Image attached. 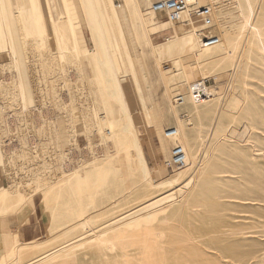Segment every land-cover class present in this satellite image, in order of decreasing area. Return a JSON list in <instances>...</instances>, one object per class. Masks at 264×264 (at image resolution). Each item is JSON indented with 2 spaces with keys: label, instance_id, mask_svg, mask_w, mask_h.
Here are the masks:
<instances>
[{
  "label": "rangeland",
  "instance_id": "374dc122",
  "mask_svg": "<svg viewBox=\"0 0 264 264\" xmlns=\"http://www.w3.org/2000/svg\"><path fill=\"white\" fill-rule=\"evenodd\" d=\"M112 2L108 51L79 0H0V264H264V0L215 1L222 47L193 53L175 44L194 19L156 27L149 0L135 33L132 1Z\"/></svg>",
  "mask_w": 264,
  "mask_h": 264
},
{
  "label": "bare ground",
  "instance_id": "6f19581e",
  "mask_svg": "<svg viewBox=\"0 0 264 264\" xmlns=\"http://www.w3.org/2000/svg\"><path fill=\"white\" fill-rule=\"evenodd\" d=\"M80 1V11L82 12V14H83V19H84V21L86 22V24H87V27L90 29V31H92L93 32V30H94V28H96V29H98L99 30V36L103 39V42H104V44H105V46H106V48L108 49L109 47H108V45L110 46L111 44H112V41H116V38H115V40H112V38H111V28H113V24H119L120 23V16H119V14H118V12H117V9H116V6H115V4L112 2V0H79ZM132 1V3H133V7H134V10H133V12H135V14H132V17L134 18V21H133V19H131L132 20V23L134 22V27H135V29H136V24L137 23H140L141 22V20H140V18H139V15H140V11H139V9L141 8V7H143L144 5H146V3L149 1V0H131ZM248 0H235V3L242 9V8H244V5H245V3L247 2ZM71 4V3H70ZM149 4H150V2H149ZM238 7V8H239ZM148 8H149V5H148V7H147V10H146V13L148 14V17L147 18H149L150 20H152V22H154V24L156 25V27H160V26H162L164 23L166 24V23H169L168 21H165V20H158L157 18H156V15L154 14V13H152V12H150L149 10H148ZM139 11V12H138ZM71 13L73 14V17L74 18H77V17H75L74 15H76L77 14V11H76V8L74 7V8H72V10H71ZM220 14L222 15L220 18H218V20H217V24H218V26L220 27V26H222V25H225L226 24V22L223 20L224 19V16L225 15H223L224 14V12H223V10H220ZM227 15V14H226ZM229 15V14H228ZM227 15V16H228ZM130 16V15H129ZM227 16H225V17H227ZM131 17V18H132ZM163 17V16H162ZM74 18H71L70 17V19H67L65 22H67V28L74 34V30H73V25H74V23H73V19ZM226 20V19H225ZM183 23H185L186 21H188V24H189V26H190V23L192 24L193 22L189 19V16L188 15H183V17H182V20H181ZM77 22V21H76ZM75 22V23H76ZM63 24V23H62ZM64 25V24H63ZM114 25V27H116ZM79 26V25H78ZM121 26V25H120ZM119 26V27H120ZM198 26V25H197ZM226 26V25H225ZM119 27H117L116 29H118ZM231 27H232V25H231ZM231 27H228V29H227V33H228V36L227 35H224L223 36V38L224 39H227V37H228V39H230V41H232V38L231 37H229L230 36V34L231 33H233L234 31L233 30H231ZM119 31H121V30H119ZM91 32V33H92ZM120 34L122 33V32H119ZM118 33V34H119ZM135 33H137V29H136V32ZM115 34V33H114ZM117 34V35H118ZM195 36H196V33L194 34V35H191V36H188L186 39H181L180 41H178V42H176V46H178L179 44H182V45H184V47H186V48H188V51H191L192 53L194 52V48H192L193 46H195L194 44L196 43V38H195ZM114 37V36H113ZM121 38V37H120ZM223 39V40H224ZM121 41H122V39H120ZM137 40V39H136ZM140 41V40H139ZM246 44V43H245ZM220 47H222V43L220 44V42L218 43V44H216V45H213V46H208V47H205V49L206 48H208V49H213V48H220ZM108 51H109V49H108ZM243 56V55H242ZM130 61V60H129ZM241 59L239 60V61H237L236 63H235V69L236 70H239L240 68H241ZM97 73V72H96ZM98 75V76H97ZM97 75H95V76H97L98 78H99V75L102 77V74L101 73H99V74H97ZM98 78H96L95 77V79H98ZM102 79V78H101ZM101 79H98L99 81L101 80ZM98 80H96V81H98ZM102 81H104V83H105V87H107L108 88V92H106L107 94H106V101L108 100V98L112 101V103H114L113 101H114V96H113V94H112V92H111V88H112V90H113V87L115 86V85H113L114 84V80L112 79V76H111V74L109 73V75H108V78L105 80V79H102ZM98 83V82H97ZM101 83V82H100ZM103 85V84H102ZM101 86V85H100ZM192 86V85H191ZM191 86H190V88H191ZM98 88V87H97ZM96 88V89H97ZM101 88H104V85H103V87H101ZM106 89V88H105ZM100 88H99V92H100ZM104 90V89H103ZM105 91V90H104ZM103 91V92H104ZM101 92H102V90H101ZM101 92H100V94H101ZM98 93V92H97ZM102 95V94H101ZM104 96V95H103ZM182 98H183V96L182 95H180ZM209 98V94H207V95H205L200 101H193V102H196V103H200V102H202V101H205L206 99H208ZM210 100H212V99H209L207 102H209ZM184 101V98L182 99V101L181 102H183ZM207 102H202V103H200L201 105H199V106H193V112H194V114H205V112H206V110L209 108V106L210 105H208V103ZM212 105V104H211ZM237 117V116H236ZM120 130V133L122 132V136L121 137H125L127 134H125L123 131H121V129H119ZM178 131V130H177ZM116 132H118V131H116ZM237 132V131H236ZM239 133V132H238ZM240 134V133H239ZM236 135H238V134H236ZM116 136V135H115ZM240 136V135H239ZM248 136V135H247ZM243 137V136H242ZM249 138V137H248ZM118 139V141H120V138L118 137L117 138ZM171 139H176V140H178V141H180L182 144H183V148L184 149H187V148H185L184 147V145H185V140H184V138H182V136L178 133V135L175 137V138H171ZM161 148L163 149H166L165 148V146H161ZM141 152H143V151H141ZM190 155H189V151H188V149H187V151H186V165L185 166H187V157H189ZM185 168V167H184ZM2 169V168H1ZM1 172H2V170H0ZM1 178V177H0ZM2 188V186L0 187V189ZM207 200V199H206ZM209 200V199H208ZM206 204H207V201H203V200H201V206L202 207H206ZM148 205V204H147ZM147 205H145V206H147ZM199 205V204H198ZM201 209V208H200ZM199 213V212H198ZM205 227V226H204ZM68 249H70V248H68ZM57 250H59V249H56V250H54V251H51L50 253H47V254H45L44 256H40V257H35L34 259H32L31 261H28V262H30L29 264H42L43 262H45L46 260H48L49 258H53L56 254L55 253H57L58 251ZM68 251V250H67ZM53 256V257H52ZM61 256V255H60ZM54 261V260H53ZM25 264H28V263H25Z\"/></svg>",
  "mask_w": 264,
  "mask_h": 264
},
{
  "label": "built area",
  "instance_id": "2783aa9c",
  "mask_svg": "<svg viewBox=\"0 0 264 264\" xmlns=\"http://www.w3.org/2000/svg\"><path fill=\"white\" fill-rule=\"evenodd\" d=\"M215 1L218 0H150L148 10L155 15L164 16L170 22H179L183 15H188L199 23V28L195 30L198 43L201 48L216 45L220 42L219 35L212 33L216 22ZM207 79H201L192 84L190 97L193 101H200L207 95ZM178 96L174 101H182ZM178 131L174 127L164 131V137L175 138ZM167 166L181 169L186 165V151L179 143L175 144L170 151V159Z\"/></svg>",
  "mask_w": 264,
  "mask_h": 264
}]
</instances>
